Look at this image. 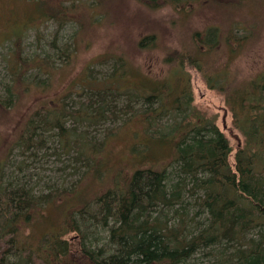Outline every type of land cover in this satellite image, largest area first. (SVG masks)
<instances>
[{
  "label": "trees",
  "instance_id": "obj_1",
  "mask_svg": "<svg viewBox=\"0 0 264 264\" xmlns=\"http://www.w3.org/2000/svg\"><path fill=\"white\" fill-rule=\"evenodd\" d=\"M62 1L44 2L49 18L59 23L68 20L69 5ZM140 1L152 8L173 4L188 12L191 6L186 7L198 2L235 4L233 0ZM253 32V26L243 21L228 31L216 25L195 29L190 46L165 53L168 67L162 76L139 69L133 73L127 59L118 56L103 86L94 88L82 103L88 112L80 107L69 115L80 125L85 120H113L122 113L129 114L126 122L138 118L139 139L131 147L136 164L122 181L81 201L75 199L79 192L75 189L55 188L38 195L11 179L5 184L0 176V237L7 243L0 264H264V71L241 77L234 65ZM155 38H143L138 45L149 46ZM21 41L18 36L10 53L18 65L16 79L38 66L36 60L25 58L23 49L16 50ZM189 66L202 73L209 88L224 95L233 125L244 136L233 164V147L217 116L194 103ZM136 74L138 84L123 86V77ZM137 103L144 108L132 111ZM10 106L0 104L1 113H8ZM41 111L42 116L31 117L20 132L28 146L41 135L39 128L58 130L68 144H79L84 134L74 132L76 127H66L56 110ZM119 132L110 130L106 138ZM85 144L91 147L84 156L94 164L96 142ZM166 146L171 152L160 166L163 160L158 155ZM188 196L194 198L192 203ZM53 209L60 212L50 218ZM86 214L101 218L97 221L106 231L101 245L86 242L87 232L78 219ZM47 221L51 224L45 225ZM38 222L44 229L39 238L33 229ZM72 231L80 238L77 245L67 236Z\"/></svg>",
  "mask_w": 264,
  "mask_h": 264
},
{
  "label": "rangeland",
  "instance_id": "obj_2",
  "mask_svg": "<svg viewBox=\"0 0 264 264\" xmlns=\"http://www.w3.org/2000/svg\"><path fill=\"white\" fill-rule=\"evenodd\" d=\"M46 1L0 0V104L12 105L5 115L0 110V176L5 184L11 179L17 185L34 189L38 195L50 194L55 188L75 189L79 191L77 201L92 200L118 179L122 181L123 175L136 164L131 147L139 139L138 118L126 122L129 114L122 113L113 120H85L80 125L69 115L83 107L82 103L94 88L103 86V78L111 73L118 56L127 59L133 73L139 69L153 77L162 76L168 67L164 62L165 53L190 46L193 30L216 25L228 31L243 21L252 25L254 32L234 65L241 77L264 71V0H233L235 4L228 6L212 1L187 4L186 9L191 6V12L173 4L152 8L140 0H63L62 3L69 5L68 20L64 23L49 18ZM151 35L156 37L154 43L144 48L138 45ZM18 36L22 41L16 50L23 49L25 58L36 60L38 65L25 70L20 79H16L18 65L10 55ZM187 69L191 73L194 103L217 116V124L233 147L230 154L233 164L235 150L244 136L233 125L224 95L209 88L195 67ZM140 80L136 74L123 77L122 84L135 85ZM8 86L15 92L10 94ZM11 97L12 102H7ZM124 101L122 97L120 103ZM132 107V111L142 110L144 105L137 103ZM41 108L56 110L66 121V127H76L74 132L84 134L79 144L74 141L68 144L58 130L39 128L41 135L35 138V144L28 146L20 132L31 117L42 112ZM163 119L167 121L168 116ZM110 130L120 132L106 138ZM93 141L97 148L92 151L98 158L94 164L84 156L91 147L85 142ZM163 152L157 154L163 160L160 166L167 163L171 149L166 146ZM187 199L189 203L194 201L189 196ZM59 212L53 209L54 216H48L54 218ZM78 219L81 229L87 232L86 242L101 245L106 236L103 224L97 221L101 218L86 214L85 218L78 216ZM49 224L51 221L45 225ZM33 229L38 238L44 232L39 222ZM67 236L73 245L79 243L77 231ZM6 245L0 237V253Z\"/></svg>",
  "mask_w": 264,
  "mask_h": 264
}]
</instances>
